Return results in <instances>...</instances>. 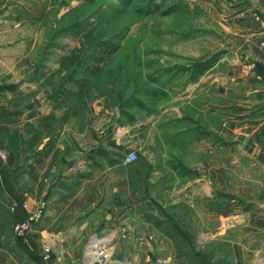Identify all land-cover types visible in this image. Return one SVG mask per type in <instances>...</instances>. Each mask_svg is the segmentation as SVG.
<instances>
[{"label": "crops", "instance_id": "1", "mask_svg": "<svg viewBox=\"0 0 264 264\" xmlns=\"http://www.w3.org/2000/svg\"><path fill=\"white\" fill-rule=\"evenodd\" d=\"M230 8L219 24L230 45L251 57L247 70L220 60L184 86L181 96L168 99L166 116L159 121L165 124L156 133L158 149L155 152L152 145L142 169L138 162L123 159L114 165L101 160L99 167L89 160L86 166L80 162L61 119L47 109L41 80L28 77L33 67L25 58L31 48L19 50L27 36L18 30L30 16L23 5L0 0V85L15 84L0 90V149L6 153L0 157V264H98L90 253L91 238L107 247L114 264H191L183 249L189 247L187 242L200 246L198 233L203 234V244L229 246L230 264H264V254L246 257L245 243L235 232H259L264 238V208L256 205L264 189L258 187L254 193L250 181H235L237 170L244 167L257 169L264 180V32L258 27L264 0H236ZM133 164L146 175L138 171L140 176H133ZM224 168L231 170L232 180ZM181 169L194 174H177L175 170ZM165 173L166 180H185L173 187L177 194L183 191L182 195L214 205L209 214L193 209L194 219L208 215L219 225L192 233L184 231L174 216L149 210L136 181L157 183ZM245 179L253 180H241ZM224 188L244 202L242 210L217 207ZM40 201L46 202L41 220L25 235H17L12 226L25 217L23 204L35 206ZM166 218L173 219L180 231L171 230ZM224 219H230L229 234ZM46 247L50 256L44 259Z\"/></svg>", "mask_w": 264, "mask_h": 264}, {"label": "rangeland", "instance_id": "2", "mask_svg": "<svg viewBox=\"0 0 264 264\" xmlns=\"http://www.w3.org/2000/svg\"><path fill=\"white\" fill-rule=\"evenodd\" d=\"M8 1L23 5L30 16L29 23L18 27L27 36L19 50L31 48L28 56L25 54L33 67L28 77L41 80L47 109L56 113L57 121L61 119L66 138L78 149L79 160L85 166L87 160L96 163L93 158L97 149H105L119 158L134 150L137 158L131 163L138 162L145 168L152 145L155 144V152L158 149L156 133L165 124L159 121L166 116L168 99L181 96L184 86L194 81L189 79L190 66L219 52L215 63L222 60L225 66L232 67V58L238 53L219 24L220 17L230 13V4L236 0ZM7 85L15 84L3 86ZM130 169L133 176H140L138 171L146 175L134 164ZM175 171L194 174L192 170ZM223 171L232 180L231 170ZM236 174L235 181H250L254 193L258 187L264 189L257 169L244 167ZM168 176L165 173L164 180L157 183L136 181L149 210L174 216L184 231L192 233L196 228L219 225L215 217L208 215L194 219L193 209L209 214L214 205L182 195L183 191L177 194L173 187L185 180H166ZM233 194L230 188H224L217 207L219 204L233 212L242 210L244 202ZM259 203L264 208V194L256 205ZM229 220H222L228 234ZM235 232L245 243L246 257L263 256L262 233ZM197 236H201L199 247L187 242L189 247L183 249L191 264H230L229 246L212 241L203 244V234Z\"/></svg>", "mask_w": 264, "mask_h": 264}, {"label": "built area", "instance_id": "3", "mask_svg": "<svg viewBox=\"0 0 264 264\" xmlns=\"http://www.w3.org/2000/svg\"><path fill=\"white\" fill-rule=\"evenodd\" d=\"M258 27L261 31L264 32V17L258 19ZM262 43H264V36L262 38ZM250 59L251 57L247 53L239 52L235 56H233L231 63H239L241 65L242 71L245 72L251 62ZM5 156L6 153L4 152V150L0 149V157L4 158ZM136 158V152L134 150H130L125 154L123 161L126 163H131L135 161ZM22 207L26 211L25 217L21 221L14 223L12 226V230L19 236L25 235L26 231L29 230L33 224L41 220L46 207V202L40 201L35 206L23 204ZM13 208L14 206L12 205L11 209ZM88 244L90 248V253L95 262H97L98 264H114L113 261L110 259L107 247L104 244H101V242L96 240L95 238H91ZM44 251V259H47L50 255V249L46 247Z\"/></svg>", "mask_w": 264, "mask_h": 264}, {"label": "trees", "instance_id": "4", "mask_svg": "<svg viewBox=\"0 0 264 264\" xmlns=\"http://www.w3.org/2000/svg\"><path fill=\"white\" fill-rule=\"evenodd\" d=\"M113 51L114 50H111V52H113ZM218 54H219V52H216V53L212 54L207 59L194 62L189 68V70H190V75H189L190 78L189 79L190 80H196L199 75H201L208 68H210L216 62V60L218 58ZM14 87H15V85L2 86V87H0V90L13 89ZM122 159L123 158H121V157L119 158V157H116V156L112 155L110 152H108L105 149H97L96 158H93V160H95L96 163L93 162V165L96 166V167L101 166V164H100L101 160H105L108 165H114V164L118 163ZM79 175H82V174H79ZM166 220H167V223L169 222V220L171 221V222H169V223H172V226H171V224L169 225L171 227V230L176 231V232L180 231L176 227V225L174 224L175 223L174 220L168 219V218H166ZM154 222L156 224H160L161 223L160 220L159 221L158 220H154Z\"/></svg>", "mask_w": 264, "mask_h": 264}, {"label": "water", "instance_id": "5", "mask_svg": "<svg viewBox=\"0 0 264 264\" xmlns=\"http://www.w3.org/2000/svg\"><path fill=\"white\" fill-rule=\"evenodd\" d=\"M111 240H109V243H111V241H112V238H110Z\"/></svg>", "mask_w": 264, "mask_h": 264}, {"label": "bare ground", "instance_id": "6", "mask_svg": "<svg viewBox=\"0 0 264 264\" xmlns=\"http://www.w3.org/2000/svg\"><path fill=\"white\" fill-rule=\"evenodd\" d=\"M123 264H126V263L123 262Z\"/></svg>", "mask_w": 264, "mask_h": 264}]
</instances>
